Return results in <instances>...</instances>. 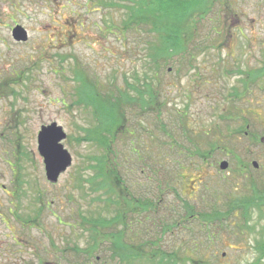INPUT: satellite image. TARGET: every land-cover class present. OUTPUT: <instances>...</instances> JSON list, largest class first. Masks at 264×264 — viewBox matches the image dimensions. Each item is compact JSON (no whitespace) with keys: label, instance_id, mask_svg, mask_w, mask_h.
<instances>
[{"label":"rangeland","instance_id":"374dc122","mask_svg":"<svg viewBox=\"0 0 264 264\" xmlns=\"http://www.w3.org/2000/svg\"><path fill=\"white\" fill-rule=\"evenodd\" d=\"M193 2L185 17L162 21L176 24L172 42L184 48L163 63L147 107L137 90L153 73L157 40L134 24L155 19L145 10L138 21L136 0H0V264H61L64 249L93 235L106 249L92 263L115 264L109 232L97 235L89 221L112 219L123 197L119 240L147 249L134 264H157L150 249L175 253L174 264H264V0ZM15 25L25 42L12 38ZM118 90L135 100L121 103L111 140L96 132L97 107ZM51 125L71 158L55 180L37 142ZM137 198L152 203L149 218ZM213 205H231L234 216L205 225L188 217Z\"/></svg>","mask_w":264,"mask_h":264},{"label":"trees","instance_id":"16d2710c","mask_svg":"<svg viewBox=\"0 0 264 264\" xmlns=\"http://www.w3.org/2000/svg\"><path fill=\"white\" fill-rule=\"evenodd\" d=\"M195 2L193 0H136V4L138 5V8L134 11L138 15L140 12L148 11L150 12V18L155 19V23L152 24V26H149L151 28H148V24H141L139 22H135L134 25L142 27L143 25L146 26L147 32L151 33L157 40L156 43H153L150 47V55L153 57L151 65L148 66L149 71H153V73H144V91L137 88L135 84L128 85L131 89H139L137 90V94L139 95L138 102H141V104H146L148 107V104L151 105L152 103H157L158 97H157V86L159 78L162 77L161 70L163 69V63L166 62V60L170 59L176 52H180L184 46L183 43L176 41L175 43L172 42L176 36L174 33V28H178L176 24L173 25L169 22H163V19L169 17V18H175L180 19L181 17H185L184 15H179L183 13L184 11H187L188 8L191 9L192 5H194ZM112 3H110L111 5ZM127 8V7H126ZM132 8V7H131ZM139 12V13H138ZM140 15H144V13H141ZM137 18L138 21H142L143 18ZM179 15V16H177ZM150 31V32H149ZM170 56V57H168ZM135 80L138 82L137 77H135ZM136 83V82H135ZM117 97L111 98V96H107L105 99L106 106H100L99 108V118L103 119L100 120L99 123L100 126L97 128L96 132L98 135L105 134V132H102V130H105L107 133V138L110 136L111 140L115 139L114 134V126H117L121 124L124 119H122V113L121 112V103H128L132 100H135L132 97H129L126 92L118 90L116 92ZM147 95L146 98H142V95ZM101 96L96 95L94 98L95 102L96 99L98 100V104L101 105L103 102V99L100 98ZM134 102V101H132ZM108 125V126H107ZM110 125V126H109ZM107 128H103L106 127ZM114 127V128H113ZM205 136V135H204ZM109 137V139H110ZM100 142L106 144V138L105 136L100 138ZM209 148L216 146V143L209 141ZM109 150V148H107ZM211 149V148H210ZM196 153H197V149ZM210 153V152H209ZM199 154V153H198ZM208 154V153H207ZM202 158L205 157V155L202 153L200 155ZM108 158H104V167L100 166V171L104 172L105 165L107 163ZM264 197V195H263ZM260 199V198H259ZM255 197H251L246 199L243 202L244 207V214H247L248 208L250 205H253L255 202ZM125 197L121 198V202L117 203V213H114L115 216L112 219H101V218H93L89 222L91 223L90 227L91 230L96 232V234H100L103 236L105 233L109 234V245H107V248L110 251L111 247V259H113V262L115 264H125L127 262L128 264H134L140 260V258L144 257L147 249H140L141 244H138L136 246L137 249H125L123 247L124 241H120L119 238H122V236L125 235V231L127 228L126 225V215H123L122 207L124 206ZM128 203V202H126ZM137 206L143 207V210L145 212L146 218L148 217V212L150 208L153 207L152 203L148 200H140ZM234 207L231 205L228 206V209L225 212H221L215 205L212 206L210 209H205L203 213L195 214L192 210H189L188 217H191L192 220H197L202 224L205 225L208 221H211L212 224L215 222H221L224 219H227L228 216H234L233 214ZM217 220V221H214ZM117 222L122 226L120 230H118L116 233H114V230H112L111 226H113V223ZM124 228V229H123ZM101 231L104 233L101 234ZM99 235V236H100ZM208 240L211 239L212 236L206 235ZM110 237L112 238L110 240ZM119 240V243L117 241V238ZM94 242H90L87 247H83V249H79L77 247H74L73 249H64L62 251V255L60 257L61 264H93V262L97 263V257L95 256L100 251H105L106 248H100L99 245L96 242V236L93 235ZM114 239V242H113ZM146 242V241H145ZM149 244H152V242L147 241L146 247H149ZM71 254L73 257L68 258L66 254ZM65 254V255H64ZM150 256V257H149ZM149 256L147 255L146 260L150 262V260H154L155 257L159 258V261L157 264L166 262L167 264H174L172 263L174 261V258L176 256L175 253L170 254H164L160 251V249H150ZM152 263V262H150ZM195 264L202 263V260L194 261ZM101 264H109L106 261H103Z\"/></svg>","mask_w":264,"mask_h":264},{"label":"water","instance_id":"95a60500","mask_svg":"<svg viewBox=\"0 0 264 264\" xmlns=\"http://www.w3.org/2000/svg\"><path fill=\"white\" fill-rule=\"evenodd\" d=\"M27 32L21 26L17 25L13 28L12 38L15 41L25 42L27 40ZM64 134L60 127L51 125L49 128L42 127L37 137L38 151L43 158L45 172L48 179L55 180L58 174L63 171L71 162L70 155L61 145ZM254 168L258 167L256 162L252 163ZM228 167L226 161L219 163V168L225 170Z\"/></svg>","mask_w":264,"mask_h":264},{"label":"flooded vegetation","instance_id":"af4514ba","mask_svg":"<svg viewBox=\"0 0 264 264\" xmlns=\"http://www.w3.org/2000/svg\"><path fill=\"white\" fill-rule=\"evenodd\" d=\"M15 26H17V25H15ZM232 97H235V100H236V95H233ZM248 128V127H247ZM61 145H62V143H61ZM63 146V145H62ZM67 151V150H66ZM24 154H26V153H24ZM209 154V153H208ZM222 161H224V160H222ZM254 161H252V163H253ZM251 163V164H252ZM15 168H16V171H18V166L15 164ZM127 189V188H126ZM127 196H130V194H129V191L127 190ZM140 200L141 199H139V198H137L135 201L137 202V203H139L140 202ZM127 229V228H126ZM129 229V228H128Z\"/></svg>","mask_w":264,"mask_h":264}]
</instances>
